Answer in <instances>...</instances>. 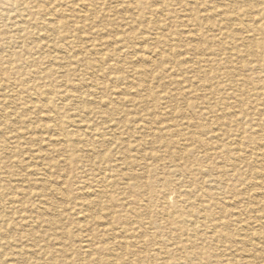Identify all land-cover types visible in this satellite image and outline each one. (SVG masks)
I'll use <instances>...</instances> for the list:
<instances>
[{"label":"rangeland","instance_id":"1","mask_svg":"<svg viewBox=\"0 0 264 264\" xmlns=\"http://www.w3.org/2000/svg\"><path fill=\"white\" fill-rule=\"evenodd\" d=\"M167 1L43 0L67 51L0 71V264H264V78L232 90L216 18Z\"/></svg>","mask_w":264,"mask_h":264},{"label":"bare ground","instance_id":"2","mask_svg":"<svg viewBox=\"0 0 264 264\" xmlns=\"http://www.w3.org/2000/svg\"><path fill=\"white\" fill-rule=\"evenodd\" d=\"M216 1H220L221 3L220 2H216ZM171 2H173V0H168L159 9L160 10L159 11V15L161 17H163V18H168L169 17V14L166 12V8L169 5L170 6L172 5ZM218 3H220V4H218ZM49 4L47 2V4L45 3V5H44L43 0H0V7L2 6L0 8V46L1 45H7V46H9L10 44H12L11 46L8 47V48H10V47L11 48H10L9 53L7 55H5V59H6V57H10V59H13V61H14V63L3 62V59H4L3 57L4 56L2 55V53H0V57L2 56L0 58V60H2V62H0V71H2V72L20 71V72H28V73H42V72L49 71L50 70V63L48 61H46V60L49 57H52V51L50 52V50L48 49L47 43L45 45H44V43L46 41H48V42L51 41L52 42V39L51 38L55 37L56 35H57L58 39H60V41H59V43L57 45V49L61 52V54L63 52H66L67 51L66 46H65V43L63 42L64 41V38H65L66 28H67V26H66V23H67L66 22V19L63 18L61 21H57V23L52 22V19L49 18V17H47V15H49V13H48V11H49L48 10ZM192 4L193 5H196L197 8H199V9L200 8H207L206 10L211 15H213L216 18L215 21L210 26V28L213 29L214 31L220 32L219 33V37H221V39H223L225 41V43L227 44V47L225 46L227 52L225 51L223 53L224 54L231 53L235 57H237V59H240L241 60L240 61V65H239L238 68H236V69H234V68L233 69H229V70H227L225 72V75L227 76V78L232 83V87H233L232 90L235 91V89H236V87L238 85L239 86L240 85L242 86L244 83H247V80L246 79L244 80V79H240L239 78L241 76V73H253V74L259 73V75H261L264 78V0H215V1H212V2H211V0H194ZM164 12H166V13H164ZM198 12L199 11L197 10L196 12H193L191 14L190 21L193 23L192 25L194 27H196L195 29L200 31V30H202L204 28V25H203V23H202V21H201V19L199 17V13ZM10 17H11L12 20H14L15 23L10 27V29H8V31H5L4 29H6V27H5L6 19H8ZM25 26H27V28L29 30H26V27ZM36 35L37 36H40V35L44 36L45 37L44 41L41 40L40 42H34L33 39L36 37ZM143 35H144V33H141V36L142 37H143ZM117 39H119V38H117ZM122 40L125 43H129V41L131 40L129 34L123 35ZM160 42L164 43L162 38H161V41ZM238 46H240L241 48H239ZM75 53H77V52H75ZM220 54H221V52L220 53H217L216 56H218ZM129 55H130V53H129ZM36 58L40 60V65H38V66H35L32 63V60L33 59H36ZM23 59H27V60L24 61ZM101 59L102 60H107L108 57L104 56ZM162 60H163V58H162ZM225 62L227 63V59H226ZM16 63H20V64L18 66H16V65H14ZM22 63L25 66H21ZM146 66H148V65H146ZM172 76H174V75H172ZM236 77L239 79L237 82H235V78ZM164 82H166V81H164ZM261 89L264 91V87L261 88ZM98 98H99V96H98ZM77 100H73V102L74 103H78L79 101H77ZM63 105H65V104H63ZM14 114H12V115H14ZM77 116H79V114ZM71 129H73V128H71ZM213 132H214V130H213ZM258 132H261V133L264 132V128H262V130H258V131H256V129H252V128L250 129V133L253 134V135H255V136H258ZM42 134H44V133H42ZM62 140L65 141L66 139H62ZM47 165L49 166L48 163H47ZM53 165L56 166L57 163L54 162ZM231 165H232L231 167H233L234 169L237 168V165L236 164L231 163ZM145 174H147V173H145ZM259 175L261 176V178H264V169H263L262 172L259 173ZM132 177L135 178L136 175L135 176L132 175ZM126 178H127V176H126ZM101 180L104 183V178L103 177L101 178ZM70 181H71V179H70ZM178 190L179 189H177V191ZM178 193H180V192H178ZM91 194H93V193H91ZM182 195L183 196H188L187 194H182ZM258 197H260V193H259V195L256 194L254 197H251L252 199H249L250 200L249 201V204H251V201H255L256 199H258ZM191 198H193V197H191ZM43 199H45V198H43ZM21 200H22V198H21ZM160 200L163 201V203L166 202V201H164V199L162 200V198ZM203 211H204V209L201 208L200 209V213H203ZM228 214H229L228 224H230L231 222L233 223V221H234L235 224H237L238 222L240 223V221H238L239 216H237L236 213L229 212ZM259 214H260V215H258L259 218H256V217L255 218L253 217V218L259 221L262 218V216H263L261 213H259ZM163 215H166V213H164ZM173 215L174 214H172V217H173ZM41 216H43V213H42ZM43 217H45V216H43ZM249 218H251V217H249ZM101 226H103V225H101ZM238 227H241V226H238ZM245 228L244 227L243 228H238V230H237V231H240V233H243V234L245 233L244 235L242 234V237L243 238L245 237L246 239H248V237H251V238L254 237V238L260 239L258 237V235L255 234V232H254V234L253 233L247 234L246 233L247 231L245 230ZM165 233H166V231H165ZM164 237H166V236H164ZM152 238H153V236H152ZM186 248H188V247H186Z\"/></svg>","mask_w":264,"mask_h":264}]
</instances>
